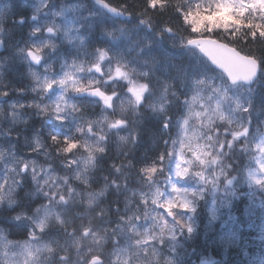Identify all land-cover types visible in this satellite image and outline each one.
I'll return each instance as SVG.
<instances>
[{
  "label": "snow or ice",
  "instance_id": "obj_1",
  "mask_svg": "<svg viewBox=\"0 0 264 264\" xmlns=\"http://www.w3.org/2000/svg\"><path fill=\"white\" fill-rule=\"evenodd\" d=\"M245 154L264 186V0L0 5V264H159L174 179Z\"/></svg>",
  "mask_w": 264,
  "mask_h": 264
},
{
  "label": "trees",
  "instance_id": "obj_2",
  "mask_svg": "<svg viewBox=\"0 0 264 264\" xmlns=\"http://www.w3.org/2000/svg\"><path fill=\"white\" fill-rule=\"evenodd\" d=\"M5 2L0 0V5ZM258 167L256 161L245 154L231 173L237 180L231 185L225 181L217 188L204 184L195 176H188L182 182L181 190L201 194L191 197L195 212L180 213L192 231L181 229L174 240L169 238L163 245H157L159 264H164L168 257L174 264H195L193 259L196 262L214 260L215 264H264V186L255 184L250 178V173L258 174ZM190 169L195 170V166ZM163 179L159 176L161 191L165 190ZM167 191V196L173 195L171 186ZM151 208H155L153 215L157 224H161V219L171 224V217L165 215L167 209L159 204L150 205ZM147 226L150 227L151 222ZM17 238L24 237L9 236V239Z\"/></svg>",
  "mask_w": 264,
  "mask_h": 264
},
{
  "label": "rangeland",
  "instance_id": "obj_3",
  "mask_svg": "<svg viewBox=\"0 0 264 264\" xmlns=\"http://www.w3.org/2000/svg\"><path fill=\"white\" fill-rule=\"evenodd\" d=\"M173 136H174V133H173ZM189 158H190V156H189ZM191 171H194V169H190V172ZM232 176H234V174ZM234 177H235V179L233 181H236L237 180V176H234ZM185 179H187V178H184V179H174V183L180 189V187L182 186L181 182H184ZM13 241H16V240H13Z\"/></svg>",
  "mask_w": 264,
  "mask_h": 264
},
{
  "label": "water",
  "instance_id": "obj_4",
  "mask_svg": "<svg viewBox=\"0 0 264 264\" xmlns=\"http://www.w3.org/2000/svg\"><path fill=\"white\" fill-rule=\"evenodd\" d=\"M204 264H213V263H212V262H210V263H207V262H206V263H204Z\"/></svg>",
  "mask_w": 264,
  "mask_h": 264
}]
</instances>
